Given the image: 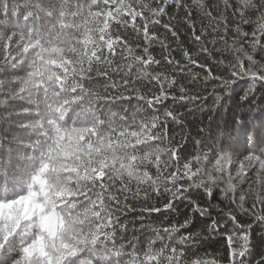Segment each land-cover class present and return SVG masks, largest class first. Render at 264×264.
Returning a JSON list of instances; mask_svg holds the SVG:
<instances>
[{
    "label": "snow or ice",
    "instance_id": "6c2138e0",
    "mask_svg": "<svg viewBox=\"0 0 264 264\" xmlns=\"http://www.w3.org/2000/svg\"><path fill=\"white\" fill-rule=\"evenodd\" d=\"M254 255L264 0H0V264Z\"/></svg>",
    "mask_w": 264,
    "mask_h": 264
},
{
    "label": "trees",
    "instance_id": "16d2710c",
    "mask_svg": "<svg viewBox=\"0 0 264 264\" xmlns=\"http://www.w3.org/2000/svg\"><path fill=\"white\" fill-rule=\"evenodd\" d=\"M244 85L243 84H241V87H243ZM192 119V117H189V120H191ZM197 119H199V113H197ZM137 228H138V225H137ZM256 251H259V247H257V250ZM257 257H255V255L253 256V257H251L250 259H252L253 260V264H255V259H256Z\"/></svg>",
    "mask_w": 264,
    "mask_h": 264
}]
</instances>
